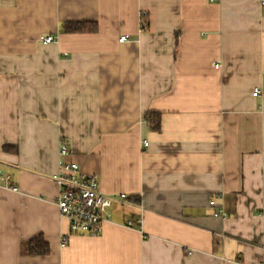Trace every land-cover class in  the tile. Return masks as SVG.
Instances as JSON below:
<instances>
[{
	"label": "crops",
	"instance_id": "obj_1",
	"mask_svg": "<svg viewBox=\"0 0 264 264\" xmlns=\"http://www.w3.org/2000/svg\"><path fill=\"white\" fill-rule=\"evenodd\" d=\"M262 1L0 0V264L264 262ZM60 140L126 196L98 236L56 208Z\"/></svg>",
	"mask_w": 264,
	"mask_h": 264
},
{
	"label": "built area",
	"instance_id": "obj_2",
	"mask_svg": "<svg viewBox=\"0 0 264 264\" xmlns=\"http://www.w3.org/2000/svg\"><path fill=\"white\" fill-rule=\"evenodd\" d=\"M213 2L215 0H207ZM262 4L264 2L262 1ZM44 43L54 41L52 36L41 38ZM128 36L124 35L119 38V42H125ZM259 95L258 90H254L252 97ZM146 146V143H144ZM71 149L65 140H60L58 147V174L56 184L59 191L55 198V205L60 216L67 222L68 230L71 234L87 235L91 237L98 236L102 232L104 222L110 219L109 210L112 204L117 200H125V194L111 196L104 194L99 187L96 176L86 175L81 172L79 166L73 161H67ZM2 179L9 189L15 191L16 188L10 185V176H3ZM210 207L214 206V201L208 202ZM214 218H225V213L221 208L215 210L212 215ZM140 223V220H137ZM130 225V223H127ZM66 238H62L65 242ZM256 264H264L259 261Z\"/></svg>",
	"mask_w": 264,
	"mask_h": 264
},
{
	"label": "trees",
	"instance_id": "obj_3",
	"mask_svg": "<svg viewBox=\"0 0 264 264\" xmlns=\"http://www.w3.org/2000/svg\"><path fill=\"white\" fill-rule=\"evenodd\" d=\"M144 20L142 16L141 21ZM142 29H146V23H141ZM97 31L96 22L67 21L61 26V33H95ZM146 123L150 130L158 131L160 125V113H148L145 115ZM3 149H7L6 146ZM65 245L66 242H62ZM21 253L25 255H46L49 253V246L42 236H38L26 243L21 244Z\"/></svg>",
	"mask_w": 264,
	"mask_h": 264
}]
</instances>
